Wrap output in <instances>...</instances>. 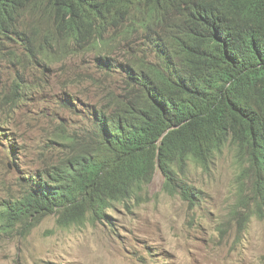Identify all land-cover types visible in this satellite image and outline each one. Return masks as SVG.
Instances as JSON below:
<instances>
[{"label": "trees", "instance_id": "obj_1", "mask_svg": "<svg viewBox=\"0 0 264 264\" xmlns=\"http://www.w3.org/2000/svg\"><path fill=\"white\" fill-rule=\"evenodd\" d=\"M70 60L101 101L0 204V235L26 237L54 214L62 228L111 223L109 209L141 200L157 170L191 200L184 173L229 146L264 217V0H0V110L39 93L30 72L78 76Z\"/></svg>", "mask_w": 264, "mask_h": 264}, {"label": "rangeland", "instance_id": "obj_2", "mask_svg": "<svg viewBox=\"0 0 264 264\" xmlns=\"http://www.w3.org/2000/svg\"><path fill=\"white\" fill-rule=\"evenodd\" d=\"M66 79L20 111L0 110V202L19 195L22 177L57 160L51 140L69 117L60 108ZM186 173L200 194L194 205L167 194L158 170L141 200L109 209L111 223L62 228L54 214L26 237L0 235V264H264V218L246 219L255 210L239 202L246 178L238 177L235 148L208 170L192 165Z\"/></svg>", "mask_w": 264, "mask_h": 264}, {"label": "clouds", "instance_id": "obj_3", "mask_svg": "<svg viewBox=\"0 0 264 264\" xmlns=\"http://www.w3.org/2000/svg\"><path fill=\"white\" fill-rule=\"evenodd\" d=\"M12 1L13 0H5V3H7V5H9ZM62 65L63 64L61 63L59 66L62 67ZM59 66L57 65L56 67H59ZM67 66H68V71L69 72H71V68H73V71L72 72L74 73V75H78V76H73V78L68 75V77L71 78L72 80H74L77 83V85H76V89L75 90H71V89L62 90V91L60 90L61 95H62V98L60 100V108H61V110L64 113L69 114V117H63V118L60 119L61 122L58 124V126L56 128V131L54 133L53 139L51 140V141H53V143H56L57 141H59L58 135L61 133L62 127H66L67 125H69L70 122H71V120H83V118L81 117V115H83V111H86L87 109H89V106L90 105H96V104L100 103L101 98H102V90L97 91L96 95H93L91 93V91H90L91 85L88 82H84L83 76L81 75L82 74V70H80V69L77 68V61L76 60H70V61H68ZM10 76H11L10 75V71H6L4 73V80L6 82H9L11 80V77ZM61 76H63L62 73H60L59 75H55V76H52V77H48V76H46V74L43 71V69H41V71H33V72H30L27 75L28 80L32 84H34V83L36 84L37 87L35 89L38 90L39 93L38 94L35 93L29 99L25 100V102L23 104H21V106L19 108H14V107L8 105L9 108L12 110V113H15L17 111H20L29 102H33V101L40 100V97H42L48 89H51V88H54V87L57 86V82L59 80V77H61ZM40 84H41V86H39ZM85 94L87 95L86 97H85ZM70 97H74L75 103L79 106V107H77L76 110H72L68 106V104H69V98ZM9 140H11V139H8V145H9V147L11 149H13L14 148V144H13L12 140L11 141H9ZM14 162L12 163V165H14ZM214 163H215V161H214ZM213 164H211V165H213ZM190 166H192V164ZM201 168H203V167H201ZM208 169H206V170H208ZM39 171L40 170H38L37 172H39ZM37 172L34 173V174H29L28 176H30V175H36ZM186 172L184 173V175H183L182 178H183V181L187 184V187H189L191 193L194 194L193 195V198L191 200H186L181 193L170 194L169 192L166 191L165 184H164V190H165V192L167 194H169L171 196L179 195V196L182 197V199L184 201L188 202L190 205H194L195 204V200H200V196H199L200 194H199V192H196L195 186L191 185V183L188 180H186V176H187V173ZM28 176H26V177H28ZM245 178H246V187H245V189L243 190V192L241 194V197L239 199V202L246 203L247 206H248V208L252 207V211L255 210L254 212H250V213L246 214V219L247 220H250L252 218V216L255 215V214L258 215L260 218H264V217H261L258 213H256V208L251 204V200H250V194H251L250 192H251V188H252L251 179L248 176L245 177ZM165 183H166V179H165ZM21 184H23V181H21ZM22 188H23V186H20V193L22 192ZM178 190H180V189H178ZM146 191H147V189L143 192V196H144V194H145ZM7 199H5V200H7ZM5 200H2L0 202V204H2ZM121 204H123V203H121Z\"/></svg>", "mask_w": 264, "mask_h": 264}, {"label": "bare ground", "instance_id": "obj_4", "mask_svg": "<svg viewBox=\"0 0 264 264\" xmlns=\"http://www.w3.org/2000/svg\"><path fill=\"white\" fill-rule=\"evenodd\" d=\"M1 135V134H0ZM1 139V138H0Z\"/></svg>", "mask_w": 264, "mask_h": 264}]
</instances>
